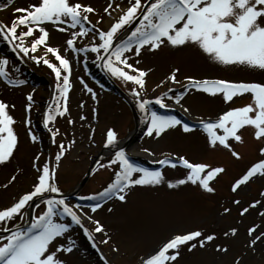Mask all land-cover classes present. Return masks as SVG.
<instances>
[{"label":"rangeland","instance_id":"rangeland-1","mask_svg":"<svg viewBox=\"0 0 264 264\" xmlns=\"http://www.w3.org/2000/svg\"><path fill=\"white\" fill-rule=\"evenodd\" d=\"M34 2L35 0H12L9 3L8 0H0V23L10 26L13 19L20 15L14 9L26 8ZM83 2L97 10L96 13L89 14L92 24L106 30L109 17L103 9L109 0ZM112 2L114 7L115 4H120L121 7L127 5V0ZM44 27L49 32L48 44L59 46L61 54L67 55L72 62L68 112L64 116H57L56 120L50 123L49 127L59 129L53 142L42 117L48 106L54 105V98H58L54 73L43 63L37 64L26 57L21 59L12 51L11 45L0 39V58L9 60L7 67L10 75L14 79L25 81L21 85L10 86L0 78V100L9 105V112L16 121L13 127L18 136V145L13 156L9 161L0 164V208L9 206L15 198L31 190L39 174L37 168L45 162H49L55 169V183L61 190L60 193L51 195L70 194L86 174L94 155L103 150L104 154L75 197L64 199L70 205H79L94 220H99L104 226V232L95 233L92 231L95 225L84 220V227L89 230L95 241L94 248L93 242L88 239L83 229L71 224L66 237H71L75 242V248L71 254L63 257L68 264H105V261L107 264H140L141 257L172 234L197 229L206 234L215 233L216 239L207 242L203 248L198 246L192 251H188L186 247L182 248L175 264H235L237 258L239 264H264V243L258 242L255 251L247 246L250 239L247 234L248 227L253 224L259 225L254 235L264 231V216L259 214L264 211V197L260 195L264 191V177L257 175L236 192L231 190L236 178L252 163L264 158L259 153L261 141L254 139L253 130L251 128L242 130L243 143L230 141L241 154L240 159L232 157L230 152L222 147L212 149L207 144L206 133L200 127H193L192 131L185 133L182 126L178 125L166 130L160 137L154 134L146 135L145 113L137 107V100L131 92L134 85L111 76L131 97L143 119L142 124L145 128L138 138L136 132L133 133L135 122L129 104L108 90L100 81V62L96 60L95 53L90 51L79 54L71 51L65 53L68 33L58 31L50 23ZM91 42L94 41L92 34L89 33L86 39L78 40L76 43L77 47H82ZM128 55L131 56V53ZM49 59L53 63H58L53 56H49ZM136 59L140 60L138 67L150 70L145 77V89L141 94L144 98L153 100L149 108L157 113L160 106L154 103V97L165 92H168L169 97H174L176 93L183 92L181 85L185 83L186 76L264 82V70L225 68L206 61L190 48H162L156 52L142 50L139 57H132L131 62L135 63ZM173 68L179 69L176 76L179 83L165 81L161 84V80H164ZM81 80L93 89L96 94L95 100L84 88ZM169 89L172 91L169 92ZM28 93L32 94L33 106L26 112ZM165 102L175 104L174 99L168 97L165 98ZM248 102L249 94L234 98V102L226 105L219 95L211 96L197 91H189L181 100V104L195 117V121L215 119L221 111ZM160 109L171 115L170 108ZM81 116L84 119H81ZM26 118L31 120V124L24 123ZM69 119L73 123L69 124ZM108 128H113L117 132V142H122V148L131 161L140 167L152 170L165 157L176 159L184 156L190 162L223 166L226 170L211 182L215 189L211 193L191 182L169 187V181L175 182L185 178L187 169L180 165L176 167L164 165L160 168L164 177L163 182L156 185L130 186L126 190L125 201H119L115 197L92 199L91 197L103 191L114 180V172L118 170L117 165L108 167V162L114 158L115 153L111 149L117 147V144L105 146ZM29 129L38 137L37 141H31ZM69 141L73 142L71 147H67ZM61 142L65 144L66 151L57 162L55 155ZM145 149L148 151H144ZM148 153L155 157L153 162L146 159ZM37 156L39 159L35 160ZM34 163L37 165L36 168L33 167ZM102 164L104 167H101ZM14 175L16 179L11 180ZM134 175L138 176L139 173ZM233 200H239L240 204L232 203ZM253 200H260L261 204L250 208L241 216L240 208L248 206ZM36 203L40 204L39 201ZM96 203H100L101 207L93 213L90 206ZM43 207L44 205L40 204L39 208L32 209V213L38 214ZM224 207H229L231 211L225 213ZM28 216L25 219L28 220ZM64 222L71 223L70 217H65ZM13 223L23 224V221L17 217ZM233 227L238 229L237 234L226 237L224 233ZM58 239L61 243L66 242L65 238ZM105 239L107 243H102ZM216 245H226L228 251H217Z\"/></svg>","mask_w":264,"mask_h":264},{"label":"snow or ice","instance_id":"snow-or-ice-1","mask_svg":"<svg viewBox=\"0 0 264 264\" xmlns=\"http://www.w3.org/2000/svg\"><path fill=\"white\" fill-rule=\"evenodd\" d=\"M8 2L11 3L12 0ZM14 11L20 15L13 19L10 26L0 23V39L11 45L12 51L21 59L26 57L37 64L43 63L54 73L58 98H54V105H49L42 117L53 142L59 129H53L49 125L57 116H64L68 112L72 62L67 55L61 54L59 46L48 44L49 32L44 27L45 24L50 23L58 31L68 33L65 53H95L96 60L111 76L134 85L131 92L137 100V107L145 113L146 135L149 136L154 134L160 137L166 130L178 125L187 133L193 130L194 125L183 122L175 115H161L150 110L149 105L153 100L144 98L141 94L145 89V77L150 70L138 67L139 59L135 63L131 62L132 57H139L142 50L156 52L162 48H190L206 61L225 68L264 70V0H127L125 7L120 4H115L114 7L112 0H109L103 9L109 17L106 30L92 24L89 14L96 13L97 10L83 0H35L28 7L16 8ZM89 33L94 42L77 47L76 42L86 39ZM49 56H53L58 63H53ZM8 65L7 58H0V78L10 86L25 83L10 75ZM178 72V68H173L160 83H179L176 79ZM184 79L185 83L181 85L183 92L176 93L174 97H169L168 92L162 93L154 97V103L161 108H171L172 105L165 102L166 97L174 99L175 104H180L185 94L197 91L211 96L219 95L227 105L234 102V98L249 94L250 102L229 107L215 119H200L197 123L206 133L207 144L212 149L222 147L236 159H240L241 154L230 141L243 143L242 130L251 128L254 139L261 141L259 153L264 157V82L194 76H186ZM81 83L95 100L93 89L84 84L83 80ZM168 91L171 92L172 89ZM26 99L27 112L33 106L32 94L28 93ZM184 111L187 112L188 109L185 108ZM81 119L84 117L81 116ZM15 123L9 112V105L0 100V164L9 161L18 145V136L13 127ZM24 123L31 124V120L26 118ZM68 123L73 121L69 119ZM28 135L31 141L38 140L30 129ZM116 142L117 132L108 128L105 146H115ZM72 143L69 141L67 147H71ZM58 147L55 155L57 162L66 151L63 142ZM38 159V156L35 157V160ZM159 163L171 167L180 165L187 169L185 178L169 181V187L191 182L209 193L215 191L211 182L226 170L223 166L193 163L184 156L175 160L165 157ZM112 165L118 166V170L114 172V180L92 199L115 197L119 201H125L126 190L130 186L156 185L164 180L160 170H149L134 164L123 148L117 150L114 158L109 160L108 167ZM33 167L36 168L37 165L34 163ZM37 171L39 174L31 190L15 198L9 206L0 208V231L8 233L6 236L0 235V264H68L63 257L71 254L75 248L71 237H66L71 224L83 229L94 248L95 241L84 227V220L95 225L92 230L95 233L104 232L100 221L94 220L79 205H70L64 198L51 195L60 193L61 190L55 183V169L49 162L38 167ZM137 173L138 176L134 175ZM257 175L264 177V158L252 163L236 178L231 190L236 192ZM15 179V175L11 177V180ZM260 195L264 197V191ZM37 200L44 205L43 209L38 214H32L30 220L25 219L29 215L28 209L39 208ZM232 203L240 204V201L233 200ZM259 204L260 200H253L248 206L240 208V215L243 216L250 208ZM100 207V203L90 206L93 213ZM223 211L228 213L231 209L224 207ZM259 214L264 216V211ZM17 217L23 224L13 223ZM65 217H70L71 223L64 222ZM258 227L259 225L253 224L247 228L250 238L247 246L253 251L258 242L264 243V231L254 235ZM237 231L233 227L224 235L235 236ZM58 238H65L66 242L61 243ZM215 239V233L206 234L199 229L174 233L141 257L140 264H175L182 248L192 251L198 246L203 248L207 242ZM102 243H107V239ZM216 250L227 252L228 248L226 245H216ZM235 264H239V258Z\"/></svg>","mask_w":264,"mask_h":264},{"label":"water","instance_id":"water-1","mask_svg":"<svg viewBox=\"0 0 264 264\" xmlns=\"http://www.w3.org/2000/svg\"><path fill=\"white\" fill-rule=\"evenodd\" d=\"M134 27V26H133ZM99 72H100V81L102 82V84L107 87L109 90L113 91L115 94L119 95L120 97H122L130 106L132 114H133V119L135 122V129L133 131V133L136 132V137H140L143 133L144 130V124H142L143 119L140 116V114L138 113L136 107L134 106V104L132 103L130 97L124 92V90L115 82V80L111 77V75L107 72L106 69H104L101 65L99 66ZM168 110V109H167ZM171 112V115H177V117L179 119H181L183 122L189 123L190 125H194V127H199L198 125V121L195 120H191L190 118H188L187 116H185L180 110L178 109H174V108H170L169 109ZM158 113L161 115H170L168 113H166V111L160 109V107L158 108ZM117 147L112 149V151H117L119 149L122 148V142H116ZM106 148V147H104ZM104 154V151H100L98 152L96 155H94V157L92 158V161L90 163V166L86 172V174L84 175V177L81 179V181L78 183V185L76 186V188L74 189V191H72L70 194H57V196L59 197H63L65 199H70V198H74L76 193L80 190V188L86 183V181L88 180V178L90 177L93 169L95 168L98 160L100 159V157ZM172 160H175V158H170ZM164 165H161L160 163L156 166H154L152 168V170H159L160 168H162ZM39 201V200H37ZM36 201V202H37ZM32 209H29V217L28 220L31 219V215H32ZM8 233L6 232H2L0 231V235H7Z\"/></svg>","mask_w":264,"mask_h":264},{"label":"bare ground","instance_id":"bare-ground-1","mask_svg":"<svg viewBox=\"0 0 264 264\" xmlns=\"http://www.w3.org/2000/svg\"><path fill=\"white\" fill-rule=\"evenodd\" d=\"M172 107L173 108H176V109H178V110H180V111H182L183 113H185L190 119H192V120H195V117H193V115L189 112V111H187V112H185L184 111V109H185V107L180 103V104H174V105H172ZM187 109V108H186ZM146 156L148 157V158H146L147 160H150L151 162H153L154 161V156H153V154L152 153H148V154H146Z\"/></svg>","mask_w":264,"mask_h":264}]
</instances>
